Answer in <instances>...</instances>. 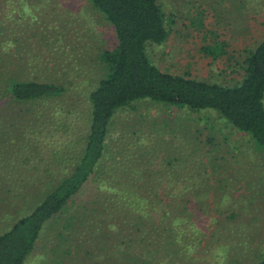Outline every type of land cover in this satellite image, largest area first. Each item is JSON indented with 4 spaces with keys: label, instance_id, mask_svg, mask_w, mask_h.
Wrapping results in <instances>:
<instances>
[{
    "label": "rangeland",
    "instance_id": "374dc122",
    "mask_svg": "<svg viewBox=\"0 0 264 264\" xmlns=\"http://www.w3.org/2000/svg\"><path fill=\"white\" fill-rule=\"evenodd\" d=\"M159 2L168 36L146 45L150 61L172 74L236 84L245 51L264 40V0ZM0 30L24 36L0 48L2 234L40 201L48 182L63 177L66 154L59 150L73 144L77 149L84 140L87 96L105 71L96 55L113 48L116 39L90 0H0ZM215 42L224 43L225 53L213 59L201 47ZM13 73L61 84L67 91L57 105L45 103L36 119L42 102L8 103L4 98ZM106 148V171L109 166L139 168L145 178L136 190L170 206L176 216L171 230L158 241L141 239L137 232L129 243L118 245L115 233L128 221L125 212L106 231L109 239L92 245L82 242L74 227L64 226L72 214L67 211L46 224L24 264H257L264 257V147L247 132L212 109L140 100L118 110ZM169 160L173 171L167 175ZM159 165L162 171L154 174ZM122 173L126 184L130 172ZM103 182L108 187L104 177ZM91 188L96 190V183ZM115 188L101 193L102 206L109 193L116 199ZM147 241L155 242L153 253L143 246Z\"/></svg>",
    "mask_w": 264,
    "mask_h": 264
},
{
    "label": "trees",
    "instance_id": "16d2710c",
    "mask_svg": "<svg viewBox=\"0 0 264 264\" xmlns=\"http://www.w3.org/2000/svg\"><path fill=\"white\" fill-rule=\"evenodd\" d=\"M90 2L112 26L116 43L111 49L98 50L96 55L105 71L87 96V134L77 149L73 144L59 150L66 154V165L60 167L65 170L63 177L50 184L48 182L40 201L32 210L0 234V264H24L46 224L67 211L72 214L69 216L70 222L67 221L64 226L74 227L73 230L79 233L77 236H82V242L92 245H96L99 239L105 240L104 237L109 239L111 233L106 231L113 230L115 220L121 216L123 218L125 212L128 221L115 233V237H119L118 245L129 243L127 239H132L137 232L141 239L158 241L157 238H162L165 230H171L169 224L176 222V216L169 211L170 206L163 207L162 200L158 201L155 195L151 198L136 190L139 189L138 181L144 184L145 178L139 168L130 165L122 171L118 166V169L109 166L110 170L106 171V143L110 125L118 110L131 106L135 101L150 100L196 111L212 109L264 147V40L255 48L245 51L239 63L241 79L232 86L189 75L172 74L154 65L146 52L147 44L162 43L168 36L159 0ZM9 24L14 25L15 21L11 19ZM6 31L0 30V48L2 43L22 42L24 36ZM223 45L215 42L201 48L206 56L212 55L216 59L225 53L221 51ZM5 89L4 98H7L8 103L42 102L36 119L45 109V103L57 105L67 91L61 84L24 79L23 74L19 76L14 73L9 75ZM51 108L55 111L60 109ZM47 124L52 125V120ZM170 160L164 164L167 175L168 171H173ZM154 170V174L158 175L162 171L161 165ZM122 172H130V181L126 184ZM93 183H96V190L91 188ZM112 186L117 187L116 199L109 193L106 196L109 198H106L108 203L102 206L98 198L103 195V191L112 190ZM82 194L89 196L77 201L76 197ZM77 219V222H71ZM144 243L143 246L150 247L152 253L153 248L157 247L153 245L155 242ZM109 254L105 253L106 256ZM257 264H264V257Z\"/></svg>",
    "mask_w": 264,
    "mask_h": 264
}]
</instances>
